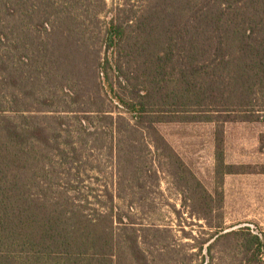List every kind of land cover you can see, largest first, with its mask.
Returning a JSON list of instances; mask_svg holds the SVG:
<instances>
[{
  "label": "trees",
  "instance_id": "1",
  "mask_svg": "<svg viewBox=\"0 0 264 264\" xmlns=\"http://www.w3.org/2000/svg\"><path fill=\"white\" fill-rule=\"evenodd\" d=\"M81 3L0 0V264H182L156 234L168 229L138 227L129 212L160 160L190 187L159 124L216 125L220 186L245 172L226 165L218 123L221 112H238L223 123L256 122L250 113L264 108V0H123L92 70L61 46L64 34L84 38ZM190 177L208 216L214 199ZM224 239L231 264H264V233L249 229L211 235L196 264H217Z\"/></svg>",
  "mask_w": 264,
  "mask_h": 264
},
{
  "label": "rangeland",
  "instance_id": "2",
  "mask_svg": "<svg viewBox=\"0 0 264 264\" xmlns=\"http://www.w3.org/2000/svg\"><path fill=\"white\" fill-rule=\"evenodd\" d=\"M122 3L123 0H82L81 6L77 7L75 20L81 25V32L85 30L84 38L81 41L76 34L74 39L64 34L61 36V46L65 50L67 44H71L65 53L75 52L71 60L78 67H89L92 70L97 59L103 56L104 48L100 44L103 23L114 14L111 8ZM75 29H78V25ZM110 98L108 96L106 108L117 113L120 107L114 100L110 101ZM257 107L255 113H250L253 117H258L259 121L256 122L223 123V117L230 115V118H234L238 112H221L218 127L223 130V135L221 133L219 137H223L224 152L227 131L230 147L237 149V160L247 163V166H243L245 172L237 171L227 183L224 177L223 187L215 177V142L218 136L216 125L177 122L157 125L159 133L180 159L185 171L183 175L190 181V187H194V181L190 177L193 175L213 197V212L203 216L199 211L200 203L192 200L191 188L181 178V171L168 168L160 160L155 164L156 176L146 179V201L138 203L134 200L129 215L138 227L168 229L169 233L156 234L162 242L166 241L165 236L170 238L167 242L176 249L179 259L185 260L182 264H189V256L197 255L201 244L213 234L222 236L240 229H249L253 234L264 233V174L261 173L264 169V108H261L262 104ZM232 157L234 158V153ZM110 172L108 169L105 181L115 190L116 184H111L115 178L111 177ZM124 191L128 194L127 188ZM118 203L125 211H129L130 206L126 200H119ZM206 246L207 244L200 256L193 257L190 264L201 261L206 253ZM213 256L217 259V264H231L234 260L233 241L222 240L214 249Z\"/></svg>",
  "mask_w": 264,
  "mask_h": 264
},
{
  "label": "crops",
  "instance_id": "3",
  "mask_svg": "<svg viewBox=\"0 0 264 264\" xmlns=\"http://www.w3.org/2000/svg\"><path fill=\"white\" fill-rule=\"evenodd\" d=\"M229 140V134L227 133V131H225V152H224V156H225V163L226 165L229 166H247V163H240L237 160V149L235 147V150H233V148L230 147V142ZM232 153H234V158L232 157ZM264 166V165H262ZM234 175V174H230V175H226L225 176V183H227L230 179V177Z\"/></svg>",
  "mask_w": 264,
  "mask_h": 264
}]
</instances>
